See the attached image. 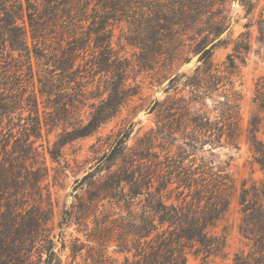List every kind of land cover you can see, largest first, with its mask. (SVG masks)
I'll use <instances>...</instances> for the list:
<instances>
[{"label":"rangeland","instance_id":"obj_1","mask_svg":"<svg viewBox=\"0 0 264 264\" xmlns=\"http://www.w3.org/2000/svg\"><path fill=\"white\" fill-rule=\"evenodd\" d=\"M21 1L26 7L25 0ZM248 1L202 0L201 9L196 11V0H128L130 8L110 20L106 28L111 48L109 67L102 71L93 65L94 58L102 61L93 43L78 55V82L85 93L80 112L69 120L71 126H42L40 135L30 137L34 156L20 161L27 167L29 178L26 190L19 194L21 223L32 218L39 221L28 247L30 264H42L50 243L56 254L55 264H97L101 259L105 264H120L123 256L114 252L116 234L112 230L116 220L126 215L125 201L133 191L131 179L141 178L150 167L156 185L157 176L166 170L161 163L167 152L174 159L178 155L183 158L184 165L193 164L205 172L209 168L213 172L222 170V176L227 177L220 191L229 200L228 212L213 230L225 237V249L221 255L208 258L191 252L186 264H233L235 254L251 253L252 242L239 229L240 198L244 189L251 195L253 186L264 187V170L255 161L248 142L249 122L255 118L260 122L257 139L264 142V109L254 101L258 91L264 94V39H259L255 25L260 15L264 18V0H251L252 9L245 5ZM24 21L28 28L26 15ZM246 38L249 50L235 54L234 46ZM207 49L208 58L203 56ZM8 52V48L3 51L4 59ZM230 55L233 69L228 68ZM32 64L37 70L33 60ZM208 74L218 77L217 84H209ZM36 77L34 74L37 92ZM28 86L30 90L31 84ZM205 86L212 90L205 91ZM196 87H202L206 95L194 92ZM115 93L120 107L92 134L71 141L66 135L61 137L62 132L77 127L79 115L89 117L92 103L98 106ZM189 100L191 113L198 110L211 121L222 115L226 105L236 106L231 112L234 138L228 139L226 130L221 138L214 136L192 148L186 146L191 143L192 130L183 119L178 121L175 110ZM44 105L39 104L41 120ZM27 116V110L18 109L13 122L24 126L19 118ZM164 123L163 136L158 130ZM129 127L122 153L108 169L96 172L97 160L111 149L118 133ZM168 132L172 133L166 137ZM13 134L20 138L21 128L16 126ZM50 151L56 153L54 158ZM108 227L113 229L109 231Z\"/></svg>","mask_w":264,"mask_h":264},{"label":"trees","instance_id":"obj_2","mask_svg":"<svg viewBox=\"0 0 264 264\" xmlns=\"http://www.w3.org/2000/svg\"><path fill=\"white\" fill-rule=\"evenodd\" d=\"M196 1L195 10L198 11L202 0ZM251 2L245 5L251 7ZM25 4L26 7L21 0H0L4 14L0 17V264H30L28 247L34 238L32 230L39 228L36 218L21 223L23 212L18 205L19 194L26 190L25 183H29L28 169L20 161L32 159L35 152L30 137L40 135L42 126H71L69 120L80 112L79 106L85 100L82 85L78 82V55L93 43L94 52L102 59L94 58L96 62L93 65L102 71L103 67H109L111 48L106 28L110 20L130 8L128 0H25ZM154 12L157 10L154 9ZM157 13L160 15V12ZM24 15L28 19V28ZM162 16L165 15L161 13ZM255 25L259 39L263 40L262 15ZM6 48L9 52L4 59L2 54ZM248 50L247 38L233 49L235 54ZM209 53L210 49H207L203 56L208 58ZM32 60L37 67L35 71ZM228 61V68L233 69V55L228 57ZM34 74L37 76V92ZM207 77L210 85L217 84V76L208 74ZM28 84H31L30 90ZM204 88L205 91L212 90L208 86ZM201 89L196 87L194 92L205 96ZM68 90H73V93ZM258 92L254 101H258L259 107L264 109V94ZM109 97L110 100H101L98 106L92 103L89 117L83 119L79 115L77 127L62 132L61 137L66 135L71 141L92 134L120 107L116 93L115 97L113 94ZM44 103V118L41 120L39 104ZM155 104L158 106L157 101ZM190 105L189 100L175 110L178 121L183 119V123H187L192 130L189 137L191 143H185L186 146L192 148L214 136L221 138L226 130L227 138H234L231 112L236 106L226 105L222 115L211 121L198 110L191 113ZM18 109L28 111L26 118H19V121L24 120V126L13 122V114ZM184 115L192 117L184 119ZM16 126L21 128L20 138L13 134ZM165 126V123L162 124L158 130L163 136ZM259 126L256 118L249 122L248 142L255 161L264 170V142L257 139ZM129 130L130 127L118 133L111 149L97 160L96 172L108 169L122 153ZM171 133L168 132L166 137ZM10 142H13L12 146ZM49 154L52 158L56 155L53 151ZM167 155L161 163L166 170L157 176L156 185L150 167L141 176L143 182L141 178L131 179L133 191L125 201L126 215L116 220L114 229L107 228L109 231L113 229L116 234L114 252L123 256L120 264H186L187 255L191 252L208 258L221 255L225 249V237L213 230L228 212L229 200L220 191L227 177L222 176V170L213 172L209 168L206 172L200 171L201 168L193 167V164L184 165L179 155L175 159ZM102 192L107 194V191ZM139 196L142 199L135 202ZM240 206L242 224L239 229L244 238L252 242V251L248 255L235 254L233 264H264V187L253 186L251 195L244 189ZM63 221L67 223V217ZM44 254L42 264H55L52 243L45 248ZM105 262L101 259L97 264Z\"/></svg>","mask_w":264,"mask_h":264},{"label":"water","instance_id":"obj_3","mask_svg":"<svg viewBox=\"0 0 264 264\" xmlns=\"http://www.w3.org/2000/svg\"><path fill=\"white\" fill-rule=\"evenodd\" d=\"M213 45V42L211 44H209V46H212Z\"/></svg>","mask_w":264,"mask_h":264}]
</instances>
